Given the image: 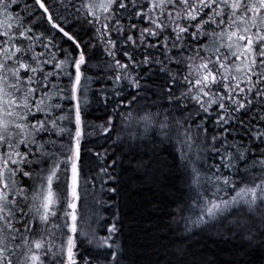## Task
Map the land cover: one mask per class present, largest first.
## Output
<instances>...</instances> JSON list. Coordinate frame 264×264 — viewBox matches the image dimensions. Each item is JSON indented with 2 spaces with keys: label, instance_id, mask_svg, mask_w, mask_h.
<instances>
[{
  "label": "snow or ice",
  "instance_id": "obj_1",
  "mask_svg": "<svg viewBox=\"0 0 264 264\" xmlns=\"http://www.w3.org/2000/svg\"><path fill=\"white\" fill-rule=\"evenodd\" d=\"M0 264H264V0H0Z\"/></svg>",
  "mask_w": 264,
  "mask_h": 264
}]
</instances>
